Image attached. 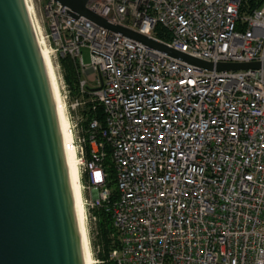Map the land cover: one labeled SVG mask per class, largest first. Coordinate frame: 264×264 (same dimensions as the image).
Returning <instances> with one entry per match:
<instances>
[{
  "label": "built area",
  "instance_id": "1",
  "mask_svg": "<svg viewBox=\"0 0 264 264\" xmlns=\"http://www.w3.org/2000/svg\"><path fill=\"white\" fill-rule=\"evenodd\" d=\"M38 2L45 40L76 74V95L65 100L76 116L81 178L93 194L86 207L107 213L117 238L110 259L264 264V69H202L71 17L58 2ZM243 4L88 0L86 7L212 64L263 62L264 0L251 11Z\"/></svg>",
  "mask_w": 264,
  "mask_h": 264
},
{
  "label": "water",
  "instance_id": "2",
  "mask_svg": "<svg viewBox=\"0 0 264 264\" xmlns=\"http://www.w3.org/2000/svg\"><path fill=\"white\" fill-rule=\"evenodd\" d=\"M88 20L193 66L212 64L97 15L88 0H53ZM0 264H85L76 201L46 68L24 0H0Z\"/></svg>",
  "mask_w": 264,
  "mask_h": 264
},
{
  "label": "bare ground",
  "instance_id": "3",
  "mask_svg": "<svg viewBox=\"0 0 264 264\" xmlns=\"http://www.w3.org/2000/svg\"><path fill=\"white\" fill-rule=\"evenodd\" d=\"M24 2L46 68L49 85L55 103L57 119H58L61 138L63 142V149H64L70 188L72 190V193L76 201V210L79 218V227L82 233V245L85 255V264H93L95 261L92 256L87 225H86V210H85L86 204L82 193L83 185L81 182V162L79 155L77 154V148L74 141L75 134L73 135L74 131L72 130L69 118L66 113V108H65L66 101L64 102L61 96L58 78L54 69L49 47L45 40L43 28L36 15L34 2L33 0H24Z\"/></svg>",
  "mask_w": 264,
  "mask_h": 264
},
{
  "label": "rangeland",
  "instance_id": "4",
  "mask_svg": "<svg viewBox=\"0 0 264 264\" xmlns=\"http://www.w3.org/2000/svg\"><path fill=\"white\" fill-rule=\"evenodd\" d=\"M38 1L39 0H34V3L39 5ZM35 10H36V15L38 17V20L40 21V23L43 27V31H44V25L42 24L41 19L38 16L39 13L37 12V9H35ZM47 45L49 47L50 55H51L52 62L54 65V69H55V72H56V75L58 78L61 96H62L63 101L65 102L66 101V100H64L65 96L74 97L76 95V83H77V82H75L76 81V75L71 70L72 68H70L71 66H69L68 62L66 60H64L65 58H60L59 55H56V52L53 50V47H51L48 44V42H47ZM81 57H82V60L84 63L88 62L89 55H88V49L87 48H85V47L81 48ZM66 75H68L70 77L69 78L70 82L66 81ZM86 77L88 79H91L92 75H87ZM65 108H66V113H67V116L69 118L72 130H73L74 129V123L76 121L75 113H73L72 111H69L67 102H65ZM73 135H74V132H73ZM74 141H75V145L77 148L78 144H77L76 134L74 135ZM77 154H78V152H77ZM95 178H96L97 182L100 181V177H99L98 173L95 174ZM81 182L83 185V187H82L83 198H84L85 203L87 204V202L90 199H92L93 194L91 193V191L89 189L86 188V182H85L84 178H81ZM85 210H86V225H87L88 237H89V241H90L92 256H93L94 261H95L93 264H99L97 254H98V250L100 249V247H98L97 237H96V232H95L96 216L93 214L92 209H87V207H86Z\"/></svg>",
  "mask_w": 264,
  "mask_h": 264
},
{
  "label": "trees",
  "instance_id": "5",
  "mask_svg": "<svg viewBox=\"0 0 264 264\" xmlns=\"http://www.w3.org/2000/svg\"><path fill=\"white\" fill-rule=\"evenodd\" d=\"M261 2L262 0H244L242 9L251 11L252 9L258 7ZM64 60L68 62L69 66H71L70 68H72L71 70L75 73L72 61L69 58H65ZM69 78L70 77L66 75L67 82H70ZM101 115V109L97 108V116L99 119H101ZM83 124L84 126H86V121H84ZM105 164L107 165L106 170L108 172L107 186L111 190V198H114L116 195V188L114 183V169L113 166L110 164L108 156L105 159ZM92 212L96 216L95 232L97 237V244L98 247H100L97 254L99 264H116L109 257L110 250L117 245V238L114 234V229L110 216L105 213L101 208H95L92 210Z\"/></svg>",
  "mask_w": 264,
  "mask_h": 264
}]
</instances>
